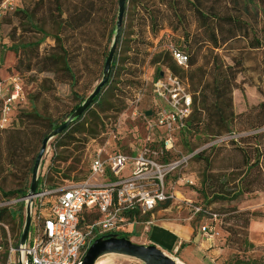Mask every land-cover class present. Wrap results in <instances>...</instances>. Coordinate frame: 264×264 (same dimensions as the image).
I'll return each mask as SVG.
<instances>
[{
    "label": "rangeland",
    "instance_id": "374dc122",
    "mask_svg": "<svg viewBox=\"0 0 264 264\" xmlns=\"http://www.w3.org/2000/svg\"><path fill=\"white\" fill-rule=\"evenodd\" d=\"M13 1L14 10L5 15L0 22V75L16 74L21 77L24 102L20 109L24 113H37L44 124L42 126L38 123L25 122L23 127L18 128L23 130L29 125L18 164L7 163L6 134L0 133V203L8 201L4 199V193L29 188L31 182L29 168L32 166L33 157L40 150L41 134L48 132L46 125L67 120L68 114L80 100H85L100 82L105 54H108L114 38L118 10V0H103L102 4L96 7L95 19L73 32L68 27L62 28L67 15L56 12L54 5L50 8L51 13L43 18L41 0ZM150 1L160 0H144V2ZM170 1L174 0H165L166 6H162L169 20L155 36L149 26L143 28L138 25L137 17L143 15L138 11L140 6L132 2L128 4L123 19L121 39L116 49L119 59L117 72L120 75L115 77V81H126V79L131 81V77L123 72V69H130L135 75L132 80L134 84L125 88L128 99L119 100L112 97L104 108L111 104L114 108L102 110L94 105L83 118L93 124L97 122L93 113L98 114L99 117H111L107 120L109 123L120 118L118 128L120 136L117 140V148L120 151H126L131 145L139 146L141 143L144 135L143 122L141 119L131 118L132 106L129 104L140 98L138 108L141 113L146 114L154 108L156 101L152 95V79L158 77L161 72L169 70L185 81L191 92L189 82L183 77V73L171 71L167 67L170 64L169 57L164 55L171 45L184 50L181 38L183 30L178 29L177 32L174 30L176 19L168 6ZM192 3L195 4V10L199 9L204 13L217 5L220 6L219 0H190L191 5ZM175 4L178 11L187 16L183 24L186 31L200 40L199 47L202 48L197 55L198 66L202 65L204 57H207L209 67L213 65L217 67L215 54L219 56L224 68L232 65L233 57L243 59L241 66L234 68L235 72L238 71L236 74L238 88L232 91V111L239 118L234 121L229 132L221 135H202L188 131L176 135L174 158L196 154L167 179L166 189L173 193V199L159 206L154 213L160 212L163 219L189 223L193 228L200 229L203 225H212L218 233L217 237L229 248L231 253L229 258L245 261L244 263L247 264H264V246L255 248L247 239V229L251 220L264 217V182L253 168L249 178L241 185L240 181L245 175L246 167L241 165V157L233 152L231 146V142H234L243 149H252L255 142L264 143V136H259L260 139L253 137L264 132V51L262 48L249 51L247 43L239 41L228 45L225 49L215 50L213 55H210L209 50H212V46L202 45L201 40L206 38L205 27L202 26L197 13L194 10L193 14L191 13L192 7L187 0H176ZM63 8L65 9V6ZM19 11H27V13ZM28 15L31 20L27 19ZM140 29L143 30L142 35H139ZM58 37L65 41V47L70 50L74 78L69 77L60 64L49 66L50 72L44 71L42 66L27 71L29 66L35 64L36 55L44 58L51 53L50 50L56 45ZM135 41L137 43H134ZM137 49L139 55H145L142 64L137 66L121 64L123 58L132 57ZM184 52L187 54L185 50ZM160 54L166 58L165 64L162 61L153 62L154 57ZM117 87L122 88L121 84H117ZM110 90L109 88L106 92ZM121 107L124 110L117 113L116 110ZM204 117L205 114H202L203 119ZM262 124L261 128H256ZM54 138L47 144L40 170L45 167L48 171L50 184L66 185L81 182L87 173L89 155L93 148L88 146L86 148L85 135H77L76 139L80 142L68 146H59L56 143L58 140ZM250 153L252 159L257 157V152L250 151ZM22 166L24 174L19 170ZM262 167L264 169V164ZM210 176H221L220 179L227 182V192L221 198H215L210 194L212 191L208 188L210 181L205 184L209 193L203 192V180L206 181ZM238 185L243 187L245 192L233 199L232 193L240 190ZM50 201L52 199L45 200L44 203ZM25 207L24 202L6 207L9 212L11 211L15 221L7 218L0 223V264H5L7 261L5 249L8 238L10 237L12 243L16 244L18 234L22 231ZM246 211L254 216L249 219L243 214ZM117 234L122 233L119 231ZM128 237L129 239L137 237V234H129ZM131 241L137 244L140 242L135 238ZM173 258L177 260L175 256ZM100 260L109 264H141L137 260L115 255L104 256Z\"/></svg>",
    "mask_w": 264,
    "mask_h": 264
},
{
    "label": "built area",
    "instance_id": "2783aa9c",
    "mask_svg": "<svg viewBox=\"0 0 264 264\" xmlns=\"http://www.w3.org/2000/svg\"><path fill=\"white\" fill-rule=\"evenodd\" d=\"M14 8L13 0L0 1V22ZM167 51L178 66H186L188 56L183 50L171 45ZM151 84L156 104L150 116L139 111L140 98L129 104L131 118L141 119L144 126L139 146L120 151L117 140L121 120L105 121L104 130L88 145L93 150L83 181L49 188L45 167L39 170L43 182L31 199L26 244L21 247L9 237L5 264H19V255L23 264H82L95 239L119 231L128 234L129 227L141 217H152L159 206L173 199V193L166 189L167 179L196 154L168 158L176 151V135L188 127L192 94L188 84L169 70ZM23 102L21 77L0 79V130L15 124L14 114ZM29 199H10L0 203V209ZM48 199L52 201L44 203ZM200 231L209 237L218 236L212 225H203Z\"/></svg>",
    "mask_w": 264,
    "mask_h": 264
},
{
    "label": "trees",
    "instance_id": "16d2710c",
    "mask_svg": "<svg viewBox=\"0 0 264 264\" xmlns=\"http://www.w3.org/2000/svg\"><path fill=\"white\" fill-rule=\"evenodd\" d=\"M187 1L188 4H190V0ZM219 1L220 6L217 5L212 9H209L206 13L202 12L199 9L195 10L196 7L194 3H192V5L190 4V6L192 7V12L191 9L189 10V12L193 14L194 10V12L197 13L198 19L201 21L202 26L205 27L206 38L202 39L201 41H203L202 45L210 44L212 46V50H209L210 55H213V51L215 50H220L222 48L225 49V47H227L228 45H232L239 41L247 43V49L249 51H254L259 48H262L264 51V0ZM102 2L103 0H41L40 8L42 17L46 18L47 14L51 13V6L54 5L56 12H58L60 15H62L63 13L67 15L64 21L65 25H62V28L68 27L71 31L74 32L75 30L80 29L84 24L91 23V21L95 19L97 14L96 7L97 5L102 4ZM131 2L135 5L138 4V6H140L138 8V11H141L143 14L142 16L137 17L138 25L143 28L149 26L153 36H155L163 28L164 24L168 22L169 17L166 13V10L162 9V6H166L165 0H160L158 2H144V0H125V11L128 4H130ZM174 2L176 3V0L170 1L168 6L173 12L174 19H176V27H174V30L176 32L178 31V29L183 30V33L181 35L182 46L187 52V54L185 52L184 53L188 56V61L186 66L180 67L173 61L168 51H166L164 55H168L170 60V64H168L167 67L173 72L181 71L183 73V77L189 82L191 94H193L192 113L188 119V127L184 131L211 136H217L225 132H229L231 127L233 126L234 121L239 118L238 116L234 115L232 111V91L238 88L236 83V74L238 71L235 72L234 68L240 67L243 63V59H237L236 57H233L231 59L232 65L224 68V65L218 58L219 56L215 54L214 57L218 64L217 67H214V65L209 67V60L207 57H204V63L198 66L197 55L202 48L199 47L200 40L197 39V36L191 35L186 31L183 24L185 23L187 16L184 15L181 11H178L177 6L175 7L176 4ZM63 6H65V9L63 8ZM19 12H22L24 14L27 13V11ZM27 17L28 20H31L29 15ZM121 30L118 43L121 39ZM142 31L143 30L140 29L139 35H142ZM134 43L137 42L135 41ZM65 45V41L61 40L58 37L56 39V45L50 50L51 53L46 55L44 58H40L39 55H36L37 59L35 64L29 66L27 68V71H30L32 68H35L37 66H42L44 71L50 72L49 66L60 64L66 74L69 77L74 78V72L71 67V53L70 50L65 47ZM116 49L111 64L107 84L101 88L98 95L94 98L92 104L89 105L84 113L74 119L61 134L54 138L58 140L56 141V143L59 144V146H68L72 143H79L80 141L76 139V136L85 135V138L87 139L85 145L87 148L92 140L99 137L100 133L104 130V122L110 120L111 117H99L98 114L93 113L94 118L97 120V122L93 124L91 121L88 123V120L83 119L85 117V114L92 110V107L94 105L99 106L100 108H102V110H110L114 108L112 104L109 107L104 108V106L109 102V99H111L112 97H116L119 100L128 99L125 88L130 87L132 84H134L132 80H134L135 75L130 69H123V72H126L131 77V81L130 79H126V81H115V77H118L120 75L119 72H117L119 59ZM180 49L183 50L182 48ZM55 51L56 53H52ZM107 55L108 54H105L106 58ZM144 61L145 55H139V50L137 49L132 57L123 58L121 60V64L137 66L138 64H142ZM159 61H162L163 64L167 62L166 58L161 54L154 57L153 62L157 63ZM12 75L16 74L5 76L0 75V79H4ZM117 84H121L122 88L117 87ZM109 88L111 90L106 92ZM83 102L84 100L81 99L80 102L75 106V108L68 114V117ZM123 110V107H121L116 111L118 113L122 112ZM202 114H205L204 119L202 118ZM25 122H27L28 124L38 123L42 126L44 124L37 113H24L20 108H18L14 114L15 124L7 129L0 130V133L6 134L5 148L6 161L8 164H18V160L22 155L25 143L24 139L28 134V131H26V129L29 128V125H27L23 130H20L18 128L23 127ZM63 122L64 121H61L59 123H48L46 125V128L48 129V132H50L56 129ZM262 126L263 124L259 125L256 128H261ZM48 132L41 134L39 139L41 145ZM259 136H264V132H261L259 135H253L255 139H260ZM231 146L233 152L239 154V156L241 157V165L246 167L245 175L240 181L241 185L246 181V179L249 178L251 170L253 168H255L257 176L261 177V180L264 182V169L262 167V164H264V143L259 141L257 143L255 142L254 148L252 149H243L236 145L234 142H231ZM248 150L253 153L257 152V157H254V159H252L251 153ZM37 155L33 157L32 166L29 168V172L31 173V175L34 161ZM173 156L174 155H169L168 158H174ZM19 170L22 174H24L23 166L20 167ZM88 172L89 167L84 179L88 176ZM45 175L46 183L49 188H54L60 185L58 183L50 184L47 170ZM220 178L221 176H210V178L208 177L206 181L203 180V192L209 193L208 189H206L205 187V184L210 181L208 187L209 190H212L210 191V194H212L215 198H221L224 194H226L227 182L222 181ZM42 182V177L39 176L36 190H38ZM239 188L240 190L232 193L233 199L245 192L243 187L241 188L240 185H238V189ZM28 189L29 188L25 187L19 191L6 192L4 193V199L6 198L9 200L12 198L26 197ZM243 214L247 215L249 219L250 217L254 216V214L250 213L249 211H246ZM7 218L15 221V219L11 216V211L9 212L6 208L0 209V223L4 222ZM144 218L146 217H141L139 220H142ZM20 235L21 231L18 234L17 241H19ZM118 235L120 237L129 239L126 234ZM244 262L245 261L242 262L237 259L233 260L230 257L224 262V264H247Z\"/></svg>",
    "mask_w": 264,
    "mask_h": 264
},
{
    "label": "water",
    "instance_id": "95a60500",
    "mask_svg": "<svg viewBox=\"0 0 264 264\" xmlns=\"http://www.w3.org/2000/svg\"><path fill=\"white\" fill-rule=\"evenodd\" d=\"M125 11V0H118V10L114 30V38L109 49L107 58L105 59L102 78L100 82L95 86L92 93L80 104L75 111L60 124L56 129L50 131L42 141L40 151L34 161L31 182L26 197H29V201L25 207V220L19 238V246L23 247L26 244L28 228L31 220V203L32 197L36 193L38 185V174L40 170L41 161L46 153L47 144L51 139L61 134L70 123L81 116L84 111L92 104L94 98L98 95L101 88L104 87L109 79V73L111 64L114 58L115 49L118 43L120 30L122 26V20ZM150 111L146 112L147 116H150ZM108 255L122 256L137 260L141 264H179L177 260L166 254L160 248L155 245H143L132 242L128 238L120 237L118 234H108L95 239L87 250L82 264H95L100 258ZM19 264H23L22 255H19Z\"/></svg>",
    "mask_w": 264,
    "mask_h": 264
},
{
    "label": "crops",
    "instance_id": "0c3cea01",
    "mask_svg": "<svg viewBox=\"0 0 264 264\" xmlns=\"http://www.w3.org/2000/svg\"><path fill=\"white\" fill-rule=\"evenodd\" d=\"M262 205H260L261 207ZM161 213H154L129 227L127 236L133 233L139 244L155 245L166 254L175 256L179 264H224L230 250L218 237H209L189 223L163 219ZM151 221L149 225L145 222ZM247 239L255 247L264 246V217L251 220Z\"/></svg>",
    "mask_w": 264,
    "mask_h": 264
},
{
    "label": "bare ground",
    "instance_id": "6f19581e",
    "mask_svg": "<svg viewBox=\"0 0 264 264\" xmlns=\"http://www.w3.org/2000/svg\"><path fill=\"white\" fill-rule=\"evenodd\" d=\"M95 264H109V263L106 262V261H102V260L99 259Z\"/></svg>",
    "mask_w": 264,
    "mask_h": 264
}]
</instances>
